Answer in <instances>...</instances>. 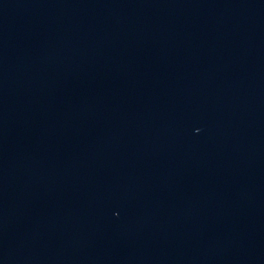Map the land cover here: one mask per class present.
Masks as SVG:
<instances>
[{
    "label": "water",
    "instance_id": "95a60500",
    "mask_svg": "<svg viewBox=\"0 0 264 264\" xmlns=\"http://www.w3.org/2000/svg\"><path fill=\"white\" fill-rule=\"evenodd\" d=\"M0 264H264V0H0Z\"/></svg>",
    "mask_w": 264,
    "mask_h": 264
}]
</instances>
